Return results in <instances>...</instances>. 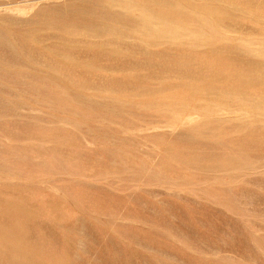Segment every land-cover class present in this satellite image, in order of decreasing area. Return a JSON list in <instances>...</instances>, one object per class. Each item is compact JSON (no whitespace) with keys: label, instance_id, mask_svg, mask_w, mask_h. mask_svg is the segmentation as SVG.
I'll use <instances>...</instances> for the list:
<instances>
[{"label":"rangeland","instance_id":"374dc122","mask_svg":"<svg viewBox=\"0 0 264 264\" xmlns=\"http://www.w3.org/2000/svg\"><path fill=\"white\" fill-rule=\"evenodd\" d=\"M0 264H264V0H0Z\"/></svg>","mask_w":264,"mask_h":264},{"label":"bare ground","instance_id":"6f19581e","mask_svg":"<svg viewBox=\"0 0 264 264\" xmlns=\"http://www.w3.org/2000/svg\"><path fill=\"white\" fill-rule=\"evenodd\" d=\"M137 20V19H136ZM139 21V20H138ZM130 37V36H129ZM138 39V38H137Z\"/></svg>","mask_w":264,"mask_h":264}]
</instances>
